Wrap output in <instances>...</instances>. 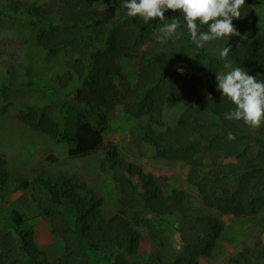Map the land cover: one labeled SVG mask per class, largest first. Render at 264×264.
Instances as JSON below:
<instances>
[{
    "label": "trees",
    "instance_id": "obj_1",
    "mask_svg": "<svg viewBox=\"0 0 264 264\" xmlns=\"http://www.w3.org/2000/svg\"><path fill=\"white\" fill-rule=\"evenodd\" d=\"M96 2L110 8L101 12ZM125 2L58 0L55 16L49 13L50 5L25 8L29 31L46 48V57L68 52V67L60 80L63 85L72 83L85 119L62 128L33 107L19 112L17 118L31 130L65 143L68 158L103 149L100 166L110 173L119 194L120 210L106 218L102 197L84 183L43 176L31 184L24 182L32 189L35 208L49 220L52 235L63 243L61 257L51 264H89L91 260L93 264H198L200 257L210 256L224 229V222L212 211L251 219L262 215L264 224V162L259 160L261 155H249L251 142L264 150V121L254 129L243 120L226 119L235 105L222 96L216 80L218 73L231 70L224 68L229 63L264 81V33L256 24L257 14L245 0L242 16L234 18L233 25L246 39L231 36L198 49L181 12H165L168 23L179 20V37L158 43L153 33L161 26L159 18L144 24L127 14ZM9 7L10 12L0 10V21L16 20L18 2ZM226 46L231 51L222 58L220 51ZM128 54L137 57V76L120 90L115 79L122 81ZM199 88L207 96L190 101ZM116 101L125 113L142 121L136 130L138 140L148 144L155 157L188 165L186 181L196 189L202 209L182 190L164 192L151 174L119 161L116 147L104 144L102 123L90 120L91 110L111 108ZM171 110L174 119L167 124L165 112ZM228 133L235 139L229 141ZM4 176L0 171V187ZM175 213L179 249L162 227L166 217ZM9 218L12 230L0 233V264H29L38 258L44 262L33 231L21 226L26 220L22 211L10 210ZM141 229L151 250L143 260L130 262L119 252L126 247L129 254H136ZM262 235V239L245 241L230 264H264V231Z\"/></svg>",
    "mask_w": 264,
    "mask_h": 264
},
{
    "label": "rangeland",
    "instance_id": "obj_2",
    "mask_svg": "<svg viewBox=\"0 0 264 264\" xmlns=\"http://www.w3.org/2000/svg\"><path fill=\"white\" fill-rule=\"evenodd\" d=\"M11 2H18L19 5L13 13L16 20L0 21V109L8 104L0 114V171L5 175L0 187V233L12 230L9 211L14 208L22 211L26 220L21 226L33 231L36 245L45 254L44 262L39 263L41 258H38L29 264H51L61 257L63 243L52 235L49 220L35 208L32 189L30 185L26 187L24 182L31 184L35 178L43 176L52 181L64 178L77 184L84 183L102 197L101 211L106 218L120 210L117 201L119 194L110 173L100 166L103 149L86 157L68 158L65 143L56 142L41 131L31 130L17 118L19 112L33 107L39 114L64 128L72 126L80 118L85 119V116L80 111L83 104L79 103L72 83L63 85L60 80L68 67V52L61 50L52 58L46 57V48L37 42L26 23L28 17L25 8L50 5L52 9L48 8L49 13L55 16L59 14L58 0H0V10L10 12ZM96 3L101 12L110 8L107 3ZM248 5L257 14L256 24L264 33V0H248ZM124 63L122 81L115 79L120 90L133 84L137 76L135 54H128ZM206 96V91L199 88L190 101L195 102ZM91 112L90 120L102 123L104 144L116 147L119 161L140 168L144 174H151L166 193L173 189L184 191L188 200L202 209L196 189L186 181L188 165L157 158L148 144L138 140L136 130L141 120L125 113L118 101L111 108L102 107ZM166 112L164 121L169 124L175 114L172 110ZM249 155L254 158L261 155L258 159L264 162V150L254 142L250 143ZM212 213L222 219L224 229L210 256L200 257L198 264H230V259L242 249L245 241L251 242L258 237L262 239V215L251 219L215 211ZM166 219L168 221L162 224L165 234L173 247L179 249L178 214ZM140 234L136 254H129L126 247L120 249L119 253L130 262L143 260L151 250L146 231L141 229ZM89 264H93V260Z\"/></svg>",
    "mask_w": 264,
    "mask_h": 264
},
{
    "label": "clouds",
    "instance_id": "obj_3",
    "mask_svg": "<svg viewBox=\"0 0 264 264\" xmlns=\"http://www.w3.org/2000/svg\"><path fill=\"white\" fill-rule=\"evenodd\" d=\"M245 0H126L125 6L130 17H139L144 24L159 18L161 26L154 30L158 43L175 40L181 33L178 32L180 23L178 19L167 22V10L179 11L190 34L191 40L198 49H203L207 44L218 39H228L231 36H241L233 25V19L242 16L241 9ZM207 26V30H203ZM246 39V36H241ZM231 51L224 47L220 56L226 58ZM227 72L216 75L218 90L226 96L235 108L226 114V119L243 122L257 129L264 121V81L240 68H232L229 63L224 64ZM178 71H183L178 69ZM227 139L232 141L235 136L228 133Z\"/></svg>",
    "mask_w": 264,
    "mask_h": 264
}]
</instances>
